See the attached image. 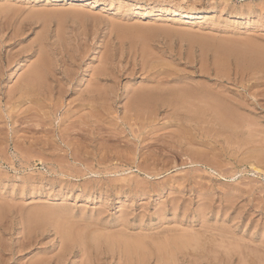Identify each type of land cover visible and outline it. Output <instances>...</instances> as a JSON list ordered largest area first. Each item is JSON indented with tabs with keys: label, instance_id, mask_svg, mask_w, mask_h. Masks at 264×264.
Segmentation results:
<instances>
[{
	"label": "rangeland",
	"instance_id": "1",
	"mask_svg": "<svg viewBox=\"0 0 264 264\" xmlns=\"http://www.w3.org/2000/svg\"><path fill=\"white\" fill-rule=\"evenodd\" d=\"M85 263L264 264V0H0V264Z\"/></svg>",
	"mask_w": 264,
	"mask_h": 264
},
{
	"label": "bare ground",
	"instance_id": "2",
	"mask_svg": "<svg viewBox=\"0 0 264 264\" xmlns=\"http://www.w3.org/2000/svg\"><path fill=\"white\" fill-rule=\"evenodd\" d=\"M78 1H86V0H78ZM227 1V0H226ZM228 1H230V0H228ZM236 1V0H235ZM93 6V8H95L96 6H97V3L96 2H93V4H92ZM145 11V10H144ZM171 12L173 13V15H179V10L177 9V8H172L171 9ZM151 14V13H150ZM150 14H149V12L148 11H145V12H143V14L141 13V15H143L142 17L144 18V17H148V16H150ZM243 14V13H242ZM184 17V16H183ZM196 18V17H195ZM186 19V18H185ZM92 58V57H91ZM39 68V67H38ZM42 69H38L36 72H35V74H33V76H31V77H29V79L27 80V82H26V84H25V86L23 87V93H25V94H30L31 95V93H38V94H43V95H46L47 94V92H45V91H48V92H50L51 90H50V88H47V87H44V88H40L39 89V87L41 86V85H44V84H42V83H44V82H42L43 81V75L41 76V75H39V71H41ZM41 73H43L42 71H41ZM44 74V73H43ZM45 75V74H44ZM25 77V76H24ZM54 77V76H53ZM46 79V78H45ZM51 80V79H50ZM56 80V79H55ZM45 81H47V79L45 80ZM55 82V81H54ZM45 85H47V83H45ZM63 85V84H62ZM94 86V85H93ZM21 87V86H20ZM42 87V86H41ZM95 87V86H94ZM99 87V86H98ZM103 90V89H102ZM188 93V92H187ZM35 95V94H34ZM191 96V95H190ZM189 96V97H190ZM38 97H39V95H38ZM196 97V96H195ZM49 99V98H48ZM143 100V99H142ZM173 100V99H172ZM175 100V99H174ZM43 102V101H42ZM214 102V101H213ZM210 103V102H209ZM188 104V103H187ZM214 104H215V102H214ZM217 104H218V102H217ZM217 104H215L216 106H217ZM230 104V103H229ZM146 105H147V103H146ZM145 105V106H146ZM143 106V105H142ZM144 106V107H145ZM150 106V105H149ZM188 105H186V107H187ZM207 106V105H206ZM214 106V105H213ZM219 106V105H218ZM223 106H224V104H223ZM227 106V105H226ZM137 107V106H136ZM190 107V106H189ZM208 107V106H207ZM220 107H222V106H220ZM230 108V107H229ZM232 108H233V106H232ZM223 109V108H222ZM234 109V108H233ZM219 110V112L218 113H220V109H218ZM235 110V109H234ZM217 111V110H216ZM223 111L224 110H222V114H223ZM227 112H228V110H227ZM227 112H225V114H227ZM235 113H236V111H235ZM35 115V114H34ZM135 115V114H134ZM191 115V114H190ZM227 116V115H226ZM228 116L229 117H231L229 114H228ZM238 116V115H237ZM233 117V116H232ZM232 119V118H231ZM230 120V119H229ZM29 125V124H28ZM94 126V125H93ZM253 126V125H252ZM251 128V127H250ZM253 130V129H252ZM249 133V132H248ZM158 145H160V144H158ZM232 145V144H231ZM23 152H25V151H23ZM35 152V151H34ZM163 152V151H162ZM58 155V154H57ZM76 161V160H75ZM200 162V161H199ZM225 172H226V170H225ZM39 200V202H42L41 200L42 199H38ZM81 228V227H80ZM94 229V228H93ZM182 229V228H181ZM82 230V229H81ZM191 230H192V228H191ZM121 232V231H120ZM139 232V231H138ZM155 232V231H154ZM193 232V231H192ZM85 233V232H84ZM181 233V232H180ZM65 234V233H64ZM90 234V233H89ZM110 234V233H109ZM139 234V233H138ZM169 234V233H168ZM199 235V234H198ZM197 235V236H198ZM65 236H67V234L65 235ZM113 236V235H112ZM165 236V235H164ZM187 236V235H186ZM226 236V235H225ZM230 236V235H229ZM107 237V236H106ZM116 237V236H115ZM150 237V236H149ZM69 238V237H68ZM85 238V237H84ZM97 238V237H96ZM110 238V237H109ZM119 238V237H118ZM122 238V237H121ZM183 238V237H182ZM197 238V237H196ZM76 239V238H75ZM149 239V238H148ZM171 239V238H170ZM200 239V238H199ZM120 240V239H119ZM188 240V239H187ZM186 240V241H187ZM124 241V240H123ZM141 241H142V239H141ZM75 242V241H74ZM93 242V241H92ZM140 242V241H139ZM180 242V241H179ZM84 243H86V242H84ZM90 243V242H89ZM125 243V242H124ZM129 243V242H128ZM131 243V242H130ZM202 243V242H201ZM204 243V242H203ZM92 244V243H91ZM112 244H114V243H112ZM111 244V245H112ZM119 244V243H118ZM142 244H143V246H145L144 245V243H143V241H142ZM157 244H159V243H157ZM194 244V243H193ZM99 245V244H98ZM103 245V244H102ZM110 245V246H111ZM120 245V244H119ZM123 245V244H122ZM135 245H136V243H135ZM134 245V247L136 248V246H139V245H136L135 246ZM219 245V244H218ZM90 246V245H89ZM117 246V245H116ZM130 246V245H129ZM171 246V245H170ZM178 246V245H177ZM227 246V245H226ZM119 247V246H118ZM124 247V246H123ZM123 247H121L122 249H120V250H124L123 249ZM126 247V246H125ZM124 247V248H125ZM128 247V246H127ZM127 247L125 248V249H127ZM155 247V246H154ZM217 247V246H216ZM91 248V247H90ZM141 248V247H140ZM93 249V248H92ZM115 249V248H114ZM134 249V248H133ZM132 249V250H133ZM145 249H147V248H145ZM179 249V248H178ZM183 249V248H182ZM181 249V250H182ZM190 249V248H189ZM118 250V249H117ZM150 250V249H149ZM167 250V249H166ZM173 250V249H172ZM184 250V249H183ZM192 250V249H191ZM106 251V250H105ZM116 251V250H115ZM126 251H128V250H126ZM125 251V252H126ZM131 250H129L128 251V253L130 252ZM142 251V250H141ZM145 251V250H144ZM155 251H158V250H155ZM198 251V250H197ZM113 252H114V250H113ZM112 252V253H113ZM125 252L123 253V254H125ZM132 252V256H133V251H131ZM130 252V253H131ZM146 252H147V250H146ZM187 252V251H186ZM223 252V251H222ZM137 253V252H136ZM168 253H169V251H168ZM182 253V252H181ZM185 253V252H184ZM123 254H121L122 256H123ZM146 254H149V253H146ZM156 254V253H155ZM179 254H180V252H179ZM192 254V253H191ZM195 254V253H194ZM113 255H116V253H113ZM129 255V254H128ZM128 255H125V257L126 256H128ZM131 255V254H130ZM129 255V256H130ZM138 255V254H137ZM183 255H185V254H183ZM188 255V254H187ZM134 256H136V254L134 255ZM141 256H142V254H141ZM149 256V255H148ZM159 256V255H158ZM216 256V255H215ZM124 257V258H125ZM137 257V256H136ZM261 257V256H260ZM127 258V257H126ZM130 258H131V256H130ZM135 258V257H134ZM138 258V257H137ZM140 258V257H139ZM148 258V257H147ZM174 258V257H173ZM242 258V257H241ZM128 259H129V257H128ZM127 259V260H128ZM132 259V258H131ZM136 259V258H135ZM142 259V258H141ZM180 259V258H179ZM240 259V258H239ZM244 259V258H243ZM122 260V259H121ZM133 260V259H132ZM143 260H144V257H143ZM145 260H146V258H145ZM33 261V260H32ZM138 261V260H137ZM141 261V260H140ZM262 261V260H261ZM143 262V261H142ZM129 263V262H128ZM162 263V262H161ZM168 263V262H167ZM178 263V262H177ZM86 264V263H85ZM133 264V263H132ZM144 264V263H143Z\"/></svg>",
	"mask_w": 264,
	"mask_h": 264
}]
</instances>
